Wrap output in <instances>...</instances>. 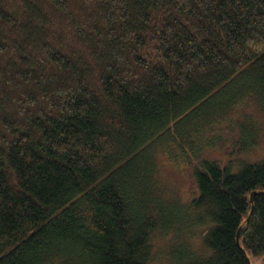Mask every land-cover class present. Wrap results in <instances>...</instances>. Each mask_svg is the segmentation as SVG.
<instances>
[{
  "label": "trees",
  "instance_id": "obj_1",
  "mask_svg": "<svg viewBox=\"0 0 264 264\" xmlns=\"http://www.w3.org/2000/svg\"><path fill=\"white\" fill-rule=\"evenodd\" d=\"M263 143L264 0H0V264L264 263Z\"/></svg>",
  "mask_w": 264,
  "mask_h": 264
},
{
  "label": "rangeland",
  "instance_id": "obj_2",
  "mask_svg": "<svg viewBox=\"0 0 264 264\" xmlns=\"http://www.w3.org/2000/svg\"><path fill=\"white\" fill-rule=\"evenodd\" d=\"M214 156L217 159L219 158L220 160H222L224 162L227 160V158L224 157L223 153H215ZM261 157H264V143L259 149L255 150L252 154L247 156L246 159L255 160V159H258V158H261ZM172 196H174V195L172 194ZM181 242H184V239H182ZM164 244H165L164 242L159 244V251H162V249H163V247L161 248L160 245H164ZM251 262H252V264H264L263 260L261 258H252Z\"/></svg>",
  "mask_w": 264,
  "mask_h": 264
},
{
  "label": "water",
  "instance_id": "obj_3",
  "mask_svg": "<svg viewBox=\"0 0 264 264\" xmlns=\"http://www.w3.org/2000/svg\"><path fill=\"white\" fill-rule=\"evenodd\" d=\"M257 195V192H253L251 194V197H250V202L253 204L254 203V199ZM254 208V207H253ZM240 239H241V228L239 229L238 231V234H237V244L240 246ZM247 261H248V264H252L251 262V259L249 257H247Z\"/></svg>",
  "mask_w": 264,
  "mask_h": 264
}]
</instances>
